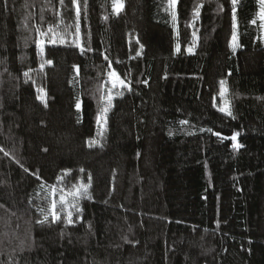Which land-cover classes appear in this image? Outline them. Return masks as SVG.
Here are the masks:
<instances>
[{"label":"trees","instance_id":"1","mask_svg":"<svg viewBox=\"0 0 264 264\" xmlns=\"http://www.w3.org/2000/svg\"><path fill=\"white\" fill-rule=\"evenodd\" d=\"M123 4L79 0L77 20L73 0H0V264H264L258 0L238 27L231 0H178L175 23L167 0ZM81 182L72 224L37 223Z\"/></svg>","mask_w":264,"mask_h":264},{"label":"snow or ice","instance_id":"2","mask_svg":"<svg viewBox=\"0 0 264 264\" xmlns=\"http://www.w3.org/2000/svg\"><path fill=\"white\" fill-rule=\"evenodd\" d=\"M61 4H63L64 0H60ZM74 3L77 4V9H76V16H77V20L79 19L80 16V8H79V0H73ZM178 0H167V6H168V10L170 11L171 17L173 22L175 23L177 21V13H176V6H177ZM239 0H231V4H232V8H233V12H232V16H233V21H234V26L238 27V25H235V20H236V6L238 5ZM259 3V13H258V18L261 20V27L264 28V0H258ZM85 7H86V0H85ZM124 4H123V0H113V10L116 12L117 15H119V13L123 10ZM199 7H203V5L201 4ZM222 5H220V8L222 10ZM200 15V11L199 8H197L195 10V17H199ZM107 19V17H106ZM253 24L256 23V20L254 19L252 21ZM37 32L40 34L41 37L47 36L48 33H52V39L51 42L55 43L56 42V37H57V33L54 32L53 28L49 27L47 32H41L40 29H37ZM75 35L77 37V39L80 36V27L79 24L77 23L76 25V30H75ZM193 35L195 36V33H193ZM60 41L64 42L63 36L60 37ZM232 41H233V51L235 52L237 45V34L234 32L233 36H232ZM41 43V52H43V41L40 42ZM73 43L76 44L77 47H80L81 53L83 54L85 51V48L80 44L77 43V40H73ZM142 47V46H141ZM176 50L177 52L180 51V46L179 44H177L176 46ZM192 49H189V52H191ZM139 54V53H138ZM45 63L47 64H51V61H45ZM44 64L41 65V70L43 69ZM25 75H27V73H25ZM110 78L114 77L113 73L109 74ZM119 84L122 87H127V85L124 84V81L119 79V77H115L113 79V85L115 86L116 84ZM225 83L224 81H221V95L224 96L227 93V88L225 87ZM39 91L41 93H43V95L40 97L41 101L45 103L46 106V100H45V96L46 93H44L43 89H39ZM129 91H131V88L129 87ZM118 95L122 96L123 93H119ZM106 99V103L105 106L102 108V114L100 117H98V124L100 123L101 119H103L104 124L106 125V113L109 111V109L113 106L112 105V100H113V96L111 95V93L109 92V94L107 95ZM79 104H77V107L79 108ZM221 112H224L225 115L232 117L233 119H235L232 111H231V106L230 103L225 100V107L220 108L219 109ZM181 124H187L188 121L187 120H182L180 121ZM207 131L211 132V129H207ZM171 134V133H170ZM215 135H219V133H214ZM240 135L239 132L235 133L232 137H230L231 140L234 141L233 143V148L236 150H239V148L243 147L242 144L236 142L237 141V137ZM227 139V137H225ZM0 151H3L2 148H0ZM5 155H8V153H5ZM27 171V170H26ZM81 171H83V169H81ZM39 178V177H38ZM89 181L91 180V177H88ZM91 188V184L90 183H83L81 182L78 186H74L73 189L68 193V195L72 196L73 199L72 200H68L66 198V196L61 195L59 198V202L61 205V209L60 211H65L66 212V216H67V223L68 224H72L73 220H72V211L71 209H75L77 212H82V209L79 207V200L87 197L88 199H91V196L89 195V189ZM49 191L54 195L56 192V186L55 185H51L49 186ZM42 215H43V220H38L37 223H41L43 224L44 222H46L49 219V215H51L52 219L55 221H58L61 219L58 209H57V203L55 200L51 201L50 204V208L48 212H45L44 209H40Z\"/></svg>","mask_w":264,"mask_h":264},{"label":"rangeland","instance_id":"3","mask_svg":"<svg viewBox=\"0 0 264 264\" xmlns=\"http://www.w3.org/2000/svg\"><path fill=\"white\" fill-rule=\"evenodd\" d=\"M258 21L260 22V24H261V20L260 19H258ZM261 41H262V43L264 44V28H262V33H261ZM237 48V47H236ZM113 74H114V77L113 78H110V86L114 89V88H116V87H119V88H124V87H122V86H120L118 83L114 86L113 85V79L115 78V77H117L116 76V74L113 72ZM125 84V83H124ZM126 85V84H125ZM226 87V86H225ZM225 100H227L228 102H229V100H228V93H226V95H224V96H222L221 95V93H220V108H223V107H225ZM60 196L61 195H54L53 196V200H55L56 201V203H57V208H61V205H60V202H59V198H60ZM64 196H66V198L68 199V200H72L73 199V197L72 196H70V195H64ZM61 212H63V211H61Z\"/></svg>","mask_w":264,"mask_h":264}]
</instances>
